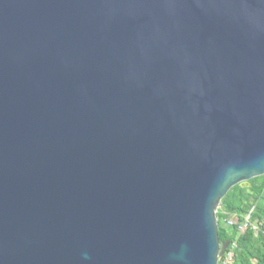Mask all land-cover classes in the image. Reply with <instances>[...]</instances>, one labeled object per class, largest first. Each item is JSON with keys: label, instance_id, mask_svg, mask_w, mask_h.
Listing matches in <instances>:
<instances>
[{"label": "water", "instance_id": "obj_1", "mask_svg": "<svg viewBox=\"0 0 264 264\" xmlns=\"http://www.w3.org/2000/svg\"><path fill=\"white\" fill-rule=\"evenodd\" d=\"M264 174V0H0V264H217Z\"/></svg>", "mask_w": 264, "mask_h": 264}, {"label": "trees", "instance_id": "obj_2", "mask_svg": "<svg viewBox=\"0 0 264 264\" xmlns=\"http://www.w3.org/2000/svg\"><path fill=\"white\" fill-rule=\"evenodd\" d=\"M218 241H236L231 264H264V174L249 180V186H232L215 212ZM248 215L243 232L238 225ZM232 220V224L228 221ZM221 257L218 263L221 264Z\"/></svg>", "mask_w": 264, "mask_h": 264}, {"label": "built area", "instance_id": "obj_3", "mask_svg": "<svg viewBox=\"0 0 264 264\" xmlns=\"http://www.w3.org/2000/svg\"><path fill=\"white\" fill-rule=\"evenodd\" d=\"M232 220L228 221V224H232ZM248 225V215L244 217V220L238 225V231L241 233ZM236 248V241H229L227 248L223 251L221 257V264H231L233 259V252Z\"/></svg>", "mask_w": 264, "mask_h": 264}]
</instances>
